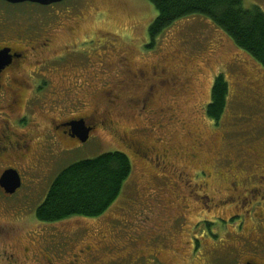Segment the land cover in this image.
Returning a JSON list of instances; mask_svg holds the SVG:
<instances>
[{
	"label": "rangeland",
	"instance_id": "1",
	"mask_svg": "<svg viewBox=\"0 0 264 264\" xmlns=\"http://www.w3.org/2000/svg\"><path fill=\"white\" fill-rule=\"evenodd\" d=\"M241 1L244 8L255 6L264 13V0ZM156 16V11L147 0H67L64 5L51 8L0 2V43L18 47L20 43L30 41L24 33L49 31L53 49L60 54L65 44L81 42L93 35L78 47L99 48L97 53H100L103 50L100 48L110 43V85L121 86L127 81L126 75L120 73L117 67V60L124 56L128 57L133 72L144 70L143 74L137 73L142 81L150 77L149 68L152 65L166 70L169 76H177L179 80L176 84L159 83L166 87L155 91L152 108L156 115L151 118L153 122L148 118L144 121L136 118L132 112L122 108L117 114V127L130 131L138 124V128L146 125L148 129L149 121L152 128L147 136L138 134L137 137L158 150H170L171 162L177 170L189 176L205 171L210 176L207 182L209 192H205L210 198H217V192H223L227 182L216 177L220 178L229 170L235 175L242 173L250 176L258 170L257 163L264 165V70L202 16L181 19L151 40L149 27ZM66 28L73 32L69 33ZM39 57L38 61H41L48 55L42 53ZM36 61L27 66L29 72L39 66ZM40 69L45 70L44 66H40L31 75L33 85L37 86L43 75L51 79L45 71L43 75L39 73ZM218 75L225 78L228 94L225 112L219 123H215L207 116L206 107L210 102L213 81ZM52 79L57 83L62 81L56 77ZM66 79L74 82L70 76L63 78ZM34 115L44 124L45 117L38 110ZM71 142L70 152L62 155L54 169L44 165L38 170L40 175L33 174L31 182L26 179L25 187L16 196L6 199L0 192V201L4 203L0 202V207H5L0 211V264H5L11 253L20 264H34L24 262L19 247L28 243L36 245L42 239L55 241L51 244V251H61L62 263L86 245L94 246L102 259L114 257V252L108 249L113 244L118 248L128 244L129 237L140 241L141 244L134 247L137 252H146L149 236L159 235L167 238L166 244L157 248L164 264H193L189 260L190 249L194 253L198 249L199 254L203 247L197 246L198 242L218 233L219 225L212 219L217 216L228 218L236 213L233 208L218 206V201H210L208 204L212 206L208 205V208L205 201L200 202L188 194L189 189L184 186L179 187V191L185 193L182 196L177 188L171 186L173 184L167 185L156 177H148V182L140 181L142 166L116 139L110 137L106 140L99 134H93L84 143ZM114 151L127 155L132 172L118 199L102 216L92 219L78 217L51 225L37 222L35 210L61 170L75 162ZM3 162L4 166L13 165L7 160ZM32 185L35 188H30ZM184 202L186 225L177 221L176 227L180 229H176L173 220ZM244 208L242 205V210L246 212ZM242 218L225 223L238 227ZM245 228H253L249 218ZM224 239L228 240V236ZM41 252L42 247L36 251L38 255ZM135 264L156 263L154 259L144 257Z\"/></svg>",
	"mask_w": 264,
	"mask_h": 264
},
{
	"label": "flooded vegetation",
	"instance_id": "2",
	"mask_svg": "<svg viewBox=\"0 0 264 264\" xmlns=\"http://www.w3.org/2000/svg\"><path fill=\"white\" fill-rule=\"evenodd\" d=\"M66 2L67 0L47 8L64 5ZM66 30L69 33L73 32L70 28ZM24 34L30 41L20 43L18 47L0 43V49H8L11 57V63L0 73V176L6 170H13L20 179V188L13 195L5 194L0 187V192L6 199L16 196L25 187L26 179L27 182H31L33 174L40 175L37 174L38 170L44 168V165L54 169L61 161L62 155L70 152L71 141H80L78 130L73 127L74 124H79L88 133L87 140L93 134H99L106 140H110L111 137L133 154L142 166L140 181L148 182V177H156L167 185L173 184L171 186L178 191L180 186L186 187L189 189L188 194L200 202L205 201L206 203H203L207 207L209 205L211 208L212 205L208 204L210 201H218V206L236 210L231 217L217 216L212 219L219 225L218 233L198 242L197 246L203 247L199 254H197L198 249L196 253L190 249V262L264 264V165L257 163L258 170L250 176L242 173L235 175L229 170L223 176L220 175V178L216 177V179H225L227 187L223 192H217L219 194L217 198H210L205 192L208 191L207 182L210 176L205 171L189 176L174 167L170 159V150H158L153 145H146L140 136L137 137L138 134L146 137L152 128L149 121L153 122L151 118L156 115V111L152 108L155 91L159 87H166L159 83L176 84L179 80L177 76H169L166 70H160L158 66L152 65L149 68L150 77L142 81L138 74H143L144 70L138 69L133 72L128 57L124 56L117 60V67L120 73L126 75L127 81L121 86L115 83L110 85V43L100 48L104 50L103 53V50L97 53L99 48L80 49L78 45L94 37L91 35L81 42L65 44L58 54L53 49V40L49 31L35 30ZM42 53H46L48 57L38 61ZM33 60H37L38 67L45 68V70L40 69L39 73L45 71L47 76L51 77L47 79L42 73L43 78L37 86L32 84L31 75L38 67L33 72L27 69ZM69 76L74 78V82L69 79L63 80ZM100 76L103 77L102 80L99 79ZM52 77L62 81L54 82ZM158 80V83L154 82ZM127 94L131 96L128 97ZM122 108H126L143 121L148 118V129L146 125L138 128V124L130 131L119 129L117 114ZM35 110L45 117L44 124L34 115ZM5 160L13 165L4 166ZM233 175L235 176L230 180ZM30 188L35 186L32 185ZM179 192L182 196L185 195L182 191ZM242 205L247 209L246 212L242 210ZM179 207V214L173 220L176 229H180L176 227L177 221H183L186 225L185 202ZM4 209L5 207H0V211ZM239 217L243 218L238 227L232 224L226 225L225 221L234 222ZM247 218L253 224L251 230L245 228ZM190 231L188 240H190ZM225 236H228V240L224 239ZM127 241L128 244H122L119 248L113 244L108 250L113 251L115 255L111 258L109 256L106 260L97 255L94 246L92 248L86 245L77 254L69 255L67 261L60 263L62 253L51 251V244L55 242L51 239L38 240L36 245L28 243L19 249L24 255V262L29 261L34 264H96L97 262L135 264L144 257L154 259L156 264H164L159 258L157 249L158 246L162 248L166 244L167 238L164 235L149 236L146 242L149 249L146 252L136 251L134 247L141 244L137 239L129 237ZM41 247L42 252L38 255L36 251ZM187 251L188 249L185 250ZM183 255L188 260L186 254ZM5 260V264H20L13 253Z\"/></svg>",
	"mask_w": 264,
	"mask_h": 264
},
{
	"label": "trees",
	"instance_id": "3",
	"mask_svg": "<svg viewBox=\"0 0 264 264\" xmlns=\"http://www.w3.org/2000/svg\"><path fill=\"white\" fill-rule=\"evenodd\" d=\"M157 16L149 27L154 40L177 21L202 16L209 19L240 51L264 70V13L246 9L241 0H147ZM228 85L218 75L212 85L207 116L219 123L227 104ZM132 172L129 158L118 151L75 162L61 170L35 210L40 224H59L102 216L118 199Z\"/></svg>",
	"mask_w": 264,
	"mask_h": 264
},
{
	"label": "water",
	"instance_id": "4",
	"mask_svg": "<svg viewBox=\"0 0 264 264\" xmlns=\"http://www.w3.org/2000/svg\"><path fill=\"white\" fill-rule=\"evenodd\" d=\"M8 4L16 5L23 3L37 4L40 6H50L53 4L61 3L65 0H0ZM11 63V57L8 49H0V73L1 71ZM73 127L78 130V138L81 142H86L88 133L79 126L74 124ZM0 187L8 195L14 194L20 188V179L18 174L13 170H6L0 177Z\"/></svg>",
	"mask_w": 264,
	"mask_h": 264
}]
</instances>
